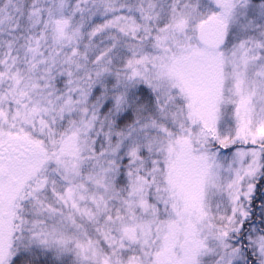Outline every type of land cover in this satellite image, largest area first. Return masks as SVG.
<instances>
[{"label": "snow or ice", "instance_id": "6c2138e0", "mask_svg": "<svg viewBox=\"0 0 264 264\" xmlns=\"http://www.w3.org/2000/svg\"><path fill=\"white\" fill-rule=\"evenodd\" d=\"M0 264H264V0H0Z\"/></svg>", "mask_w": 264, "mask_h": 264}]
</instances>
